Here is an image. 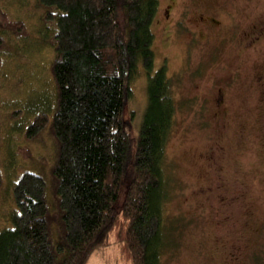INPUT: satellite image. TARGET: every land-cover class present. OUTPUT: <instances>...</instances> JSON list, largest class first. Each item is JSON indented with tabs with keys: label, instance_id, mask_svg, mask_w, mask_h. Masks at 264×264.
I'll use <instances>...</instances> for the list:
<instances>
[{
	"label": "trees",
	"instance_id": "16d2710c",
	"mask_svg": "<svg viewBox=\"0 0 264 264\" xmlns=\"http://www.w3.org/2000/svg\"><path fill=\"white\" fill-rule=\"evenodd\" d=\"M8 1L0 0V88L5 37L28 36ZM34 1L40 42L53 52L55 100L35 114L25 138L46 131L53 156L47 170H23L11 186L0 264H88L111 249L121 264H161L174 244L172 233L163 234L171 197L162 165L177 106L152 49L159 2ZM141 75L147 104L136 134L126 110Z\"/></svg>",
	"mask_w": 264,
	"mask_h": 264
},
{
	"label": "rangeland",
	"instance_id": "374dc122",
	"mask_svg": "<svg viewBox=\"0 0 264 264\" xmlns=\"http://www.w3.org/2000/svg\"><path fill=\"white\" fill-rule=\"evenodd\" d=\"M158 2L155 66H166L177 106L162 165L171 197L163 234L172 233L174 244L161 264H264V35L250 45L264 28V0ZM19 3L9 0L8 8L28 36L5 37L10 51L2 54L1 226L15 179L47 170L53 156L46 131L25 138L35 114L53 106L55 88L53 52L38 35L42 11L34 0ZM132 88L126 117L137 134L147 104L143 75ZM88 264L121 263L111 249Z\"/></svg>",
	"mask_w": 264,
	"mask_h": 264
},
{
	"label": "flooded vegetation",
	"instance_id": "af4514ba",
	"mask_svg": "<svg viewBox=\"0 0 264 264\" xmlns=\"http://www.w3.org/2000/svg\"><path fill=\"white\" fill-rule=\"evenodd\" d=\"M168 8H170V7H168ZM213 22H214L215 25L218 24V22L215 21V20H213ZM263 31H264V28L263 29L258 28V30L255 31L254 36L250 40V45L251 46H252V43L257 42V41H260V39L264 35L263 34Z\"/></svg>",
	"mask_w": 264,
	"mask_h": 264
}]
</instances>
